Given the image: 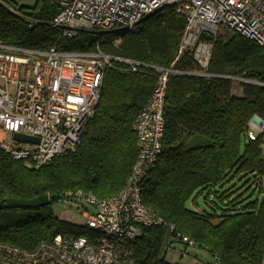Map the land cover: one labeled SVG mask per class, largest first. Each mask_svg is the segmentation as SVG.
<instances>
[{"label":"trees","instance_id":"obj_1","mask_svg":"<svg viewBox=\"0 0 264 264\" xmlns=\"http://www.w3.org/2000/svg\"><path fill=\"white\" fill-rule=\"evenodd\" d=\"M57 11L53 0L29 6L0 0V42L39 51L92 52L99 41L102 53L137 65L133 70L112 61L93 116L84 123L79 143L65 154L27 168L0 151V202L42 195L50 200L39 209L0 211V242L21 249H33L57 234H87L69 231V224L53 214V203L75 201L78 192L107 199L123 188L137 153L134 120L156 84L155 68L174 63L185 26L183 16L166 7L133 32L100 40L79 33L63 40L49 27ZM211 42L207 73L212 77H169L161 150L140 189L142 205L163 225L139 229L132 247L136 264H170L161 256L165 248L188 247L174 239L176 233L192 240L211 261L263 262L264 136L248 141L246 132L253 117L264 122V52L235 33L221 32ZM173 68L198 70L188 56ZM228 77L247 82L234 84ZM199 196L209 211L196 202Z\"/></svg>","mask_w":264,"mask_h":264},{"label":"built area","instance_id":"obj_2","mask_svg":"<svg viewBox=\"0 0 264 264\" xmlns=\"http://www.w3.org/2000/svg\"><path fill=\"white\" fill-rule=\"evenodd\" d=\"M53 1L58 11L49 27L63 40H72L79 33L133 32L144 19L166 7L182 15L185 26L174 63L168 69L155 68L156 84L134 120L137 153L123 188L102 200L90 192L76 194L78 209L86 212L91 208L85 215L86 235L57 234L33 249L0 242V264H136L132 247L139 229L163 225L158 216L142 205L140 189L161 150L169 77H212L207 73L211 39L221 32L235 33L256 43L264 52V0ZM98 45L99 41L92 52H65L0 42V151L27 168H39L79 143L83 125L93 116L98 103L104 71L112 61L127 64L133 70L137 65L102 53ZM183 56H188L198 70H175V62ZM228 78L234 84L247 82ZM14 134L36 141H17ZM258 135L264 136V122L253 117L246 140L255 141ZM174 239L194 246L192 240L178 233ZM210 264L220 262L213 258Z\"/></svg>","mask_w":264,"mask_h":264},{"label":"rangeland","instance_id":"obj_3","mask_svg":"<svg viewBox=\"0 0 264 264\" xmlns=\"http://www.w3.org/2000/svg\"><path fill=\"white\" fill-rule=\"evenodd\" d=\"M17 6H29L32 5L35 0H12ZM94 34L97 39L105 36L101 33L90 32ZM102 39V38H101ZM97 40V41H98ZM233 94L239 96L240 89L234 86ZM203 198L199 196L196 202L202 208L209 209L203 205ZM187 207L190 208V200L187 203ZM53 214L60 220L65 221L69 224V231L77 233L83 229L86 223L85 215L91 212V208H87V211H81L77 208L75 201H61L53 203L52 206ZM183 254V256H181ZM161 256L164 260L170 264H206L211 260L210 255L202 249L197 247H186L182 244H173L169 248H165L162 251Z\"/></svg>","mask_w":264,"mask_h":264},{"label":"water","instance_id":"obj_4","mask_svg":"<svg viewBox=\"0 0 264 264\" xmlns=\"http://www.w3.org/2000/svg\"><path fill=\"white\" fill-rule=\"evenodd\" d=\"M147 19V18H146ZM145 20V19H144ZM102 35H108V33H102ZM13 139L26 143H33L36 140L20 134H14ZM50 203L48 195L37 196L30 200L22 199H6L0 202V211L4 209H39L47 206Z\"/></svg>","mask_w":264,"mask_h":264},{"label":"crops","instance_id":"obj_5","mask_svg":"<svg viewBox=\"0 0 264 264\" xmlns=\"http://www.w3.org/2000/svg\"><path fill=\"white\" fill-rule=\"evenodd\" d=\"M210 262H211V260H210L209 262H207V263H210ZM207 263H206V264H207Z\"/></svg>","mask_w":264,"mask_h":264}]
</instances>
